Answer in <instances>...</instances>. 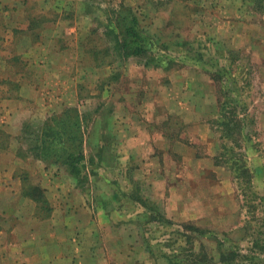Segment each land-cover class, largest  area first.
Returning a JSON list of instances; mask_svg holds the SVG:
<instances>
[{
	"label": "rangeland",
	"instance_id": "374dc122",
	"mask_svg": "<svg viewBox=\"0 0 264 264\" xmlns=\"http://www.w3.org/2000/svg\"><path fill=\"white\" fill-rule=\"evenodd\" d=\"M124 8L139 56L112 49ZM67 107L88 139L75 172L34 150ZM0 168L21 182L0 227L46 251L26 264L57 247L98 251L70 264H264V0H0Z\"/></svg>",
	"mask_w": 264,
	"mask_h": 264
},
{
	"label": "trees",
	"instance_id": "16d2710c",
	"mask_svg": "<svg viewBox=\"0 0 264 264\" xmlns=\"http://www.w3.org/2000/svg\"><path fill=\"white\" fill-rule=\"evenodd\" d=\"M115 18L113 23L115 28L109 31L114 51L129 57L139 56L151 48L149 39L143 36L136 16L129 9L124 8ZM228 122H224L223 125ZM82 127V117L73 107H67L60 115L47 119L41 138L34 146L38 158L43 162L74 168L76 163L82 160L81 150L84 142Z\"/></svg>",
	"mask_w": 264,
	"mask_h": 264
},
{
	"label": "crops",
	"instance_id": "0c3cea01",
	"mask_svg": "<svg viewBox=\"0 0 264 264\" xmlns=\"http://www.w3.org/2000/svg\"><path fill=\"white\" fill-rule=\"evenodd\" d=\"M12 10H10L12 13L15 12L16 9L11 8ZM24 13V10H20L17 9V13ZM16 30V27H13L12 30H10L11 33V37L14 35ZM44 45H46V42L43 40ZM43 42H41L43 44ZM75 108V107H74ZM24 109V108H23ZM21 112V111H20ZM23 112H25L23 110ZM87 137H86V141L84 140L85 144L87 142ZM120 151V150H118ZM9 170V168H0V174H5V171ZM7 176H9L10 182H8L9 180H7L6 182L0 184V192L2 194H4L7 198L10 196H13V191L14 188L16 187L17 183H19L20 187H21V182L19 181V175L17 173H15L14 170H9L8 173H6ZM25 179V178H23ZM46 188V187H43ZM52 189L55 190V187L52 186ZM9 192L11 193V195L9 194ZM30 200V198H29ZM76 204L75 206H78L77 203H71L69 205V207L72 205ZM9 208V207H7ZM73 216V215H72ZM71 222H72V230H75V228L77 227L78 224V219H74V217L71 218ZM31 222L32 223H36L37 220L35 218H31ZM85 223L88 224V221L83 220V222L80 224L81 228H83V226H85ZM80 228V229H81ZM29 233H26L25 235H22V238H16L18 237V234H16V230L13 227H6V228H1L0 227V246L4 247V249H1L0 247V252H5V255L11 259L12 264H26L28 259V256H32V255H44L46 254V251H41V249H31L29 243H27L26 241L29 240ZM17 240V241H16ZM5 241V242H4ZM80 248H66V249H61L60 247H57L54 251V264H70V257H73L75 254V252L82 254L85 258L90 257V260H95L96 262V258H94V254H96L98 251H94L91 249H83L82 251H80ZM91 264H95L93 262H91Z\"/></svg>",
	"mask_w": 264,
	"mask_h": 264
}]
</instances>
